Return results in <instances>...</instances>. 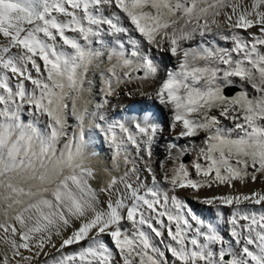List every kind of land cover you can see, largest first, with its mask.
Segmentation results:
<instances>
[{
	"label": "snow or ice",
	"instance_id": "obj_1",
	"mask_svg": "<svg viewBox=\"0 0 264 264\" xmlns=\"http://www.w3.org/2000/svg\"><path fill=\"white\" fill-rule=\"evenodd\" d=\"M154 51L175 67L160 76ZM102 64L105 99L123 86L164 106L176 139L201 137L191 170L170 143L161 173L146 162L142 174L130 146L152 156L148 112L98 114L113 165L91 164L78 105ZM258 180L264 0H0V264H264V191L237 187ZM221 186L231 192L201 195ZM185 189L215 206L229 238L193 213Z\"/></svg>",
	"mask_w": 264,
	"mask_h": 264
},
{
	"label": "rangeland",
	"instance_id": "obj_2",
	"mask_svg": "<svg viewBox=\"0 0 264 264\" xmlns=\"http://www.w3.org/2000/svg\"><path fill=\"white\" fill-rule=\"evenodd\" d=\"M243 32V30H240ZM246 35V33H244ZM161 53V54H160ZM155 55V62L157 63V66L159 68V75L160 72L164 74L165 69H167L164 65L162 60L163 55L162 52L154 51ZM105 65H100L99 68L93 67L92 70H90L88 74V79L85 84V93L83 94V98L79 101V110L87 112V115L85 116V123L87 125L86 130L91 132L92 140H91V164L96 166L97 169H104L105 167H112L113 161V151L109 143L104 139L102 134H99L98 131L93 127V125L97 122L98 114L102 113L108 121H128L131 118H141L142 115L145 112H148L151 115L152 122L154 124H157V119H164V116L168 117L170 119V112L167 109L160 108V109H150L149 105L143 104L141 105V96L135 95V96H128L126 94V89L123 88V86H120L116 93L112 96H109L105 99L101 89L103 88L102 83V77L100 69L104 68ZM173 68V66H169L168 69ZM233 88H236L237 90L234 92L236 94L240 89L238 87H229L226 88L225 91L228 92L229 90H233ZM233 94V95H234ZM122 96V99L117 100L116 96ZM123 99L130 100L133 104H138L141 107L137 110V112H134V114H131V111H128V109L125 107L124 104H122ZM147 106V107H146ZM112 112V113H111ZM115 112H118L117 114ZM77 118L75 116H70L69 118V124L73 129L77 126ZM225 123H229L225 121ZM131 127V124L129 125ZM163 133L161 131H157L156 136L154 137L151 151L152 156L149 158L146 155V152H137L134 148L130 146V155L137 160V167L142 168V171H144L146 162L147 166L151 167L154 171L157 173H161L160 164L162 162H165L167 157L169 156V149L168 145L171 143L169 141H163L160 138L162 137ZM139 138V137H138ZM193 141L196 145H199L200 140H190L187 143L182 144L187 149V152L184 156L181 157V159L186 163L187 166H191L195 153L192 151L193 148ZM147 146L145 145V148ZM179 150V149H177ZM131 167V165H129ZM171 168V165H169V170ZM191 170V168H190ZM119 172H123V166L119 169ZM146 172V171H144ZM193 176H194V170H192ZM147 173V172H146ZM198 179V178H197ZM208 189V188H204ZM179 195L181 198L185 200V202L190 206L193 213L205 221H210L217 225L218 230L221 232V234L227 239L229 238V228L230 226L226 224L223 221H218V218L215 216V208L214 207H200L195 206L193 204L194 202H198L192 197V190L191 189H185L181 190L179 192ZM198 204V203H197ZM243 207L246 205H242ZM251 207H259V206H251ZM225 214L227 215L229 213V210L223 209ZM216 222V223H215ZM105 241L109 243V246L111 247V242L107 237H104ZM155 243L161 248V250H164V245L160 243L159 238L155 240ZM75 247V246H74ZM73 248V247H71ZM169 258L170 257V254ZM45 259V257H41V260ZM116 260H119V256L117 255L115 257Z\"/></svg>",
	"mask_w": 264,
	"mask_h": 264
},
{
	"label": "bare ground",
	"instance_id": "obj_3",
	"mask_svg": "<svg viewBox=\"0 0 264 264\" xmlns=\"http://www.w3.org/2000/svg\"><path fill=\"white\" fill-rule=\"evenodd\" d=\"M220 43H221V45L224 44L223 41H221ZM162 55H163V59H165V60H162L163 65L167 69H168L169 66L175 67V64H176L175 58H173L169 54L163 53V52H162ZM162 75H163V73L160 72V76H162ZM116 98H117V100H120V99H122V96H119L118 97V95H117ZM122 104L125 105V107L128 109V111H131L130 112L131 114H134V112H137V110L141 107L138 104H133L130 100H127V99H123ZM143 104L149 105L150 109H155V108L156 109H160V108H164V106L160 105L158 102H156L154 100H149V99L141 96V105H143ZM115 113L117 114L118 112H115ZM156 121H157V124H156L157 129L163 133L162 137L160 138L163 141H169L171 143H176L178 145H182L184 143H187L190 140H194V139L200 140L201 139V137L176 139V134L170 130L171 119H169L168 117L164 116V119L163 120L157 119ZM177 151H179V150H177ZM186 153H189V152H186ZM195 158L196 157L194 156V160H195ZM140 169L142 170V168H140ZM142 174L145 175V176L149 175L148 173H146L144 171H142ZM237 187L239 188V190L241 192H249V191H252V190L264 191V182H261V181L258 180L255 184L249 183L247 186L240 185L239 183H237ZM200 191H201V195L202 196L222 195V194H229L231 192L230 189H226L223 186H221L220 188L213 187L211 189H201ZM193 204L195 206H200V207H203V208H206L208 206L215 208L214 205H205V204H203L201 202H194L193 201ZM225 209H227V208H225ZM227 210H229V209H227ZM72 247L73 248L70 247L68 249H65V251L66 252H71V251H73L74 248H76L78 246H75V247L72 246ZM52 252L55 253V250L53 249Z\"/></svg>",
	"mask_w": 264,
	"mask_h": 264
},
{
	"label": "water",
	"instance_id": "obj_4",
	"mask_svg": "<svg viewBox=\"0 0 264 264\" xmlns=\"http://www.w3.org/2000/svg\"><path fill=\"white\" fill-rule=\"evenodd\" d=\"M237 89L236 88H233V90H229L227 93L229 94V95H233L234 94V92L236 91Z\"/></svg>",
	"mask_w": 264,
	"mask_h": 264
}]
</instances>
